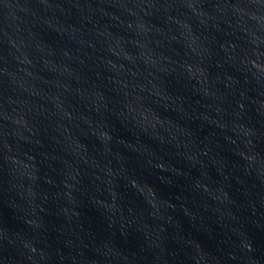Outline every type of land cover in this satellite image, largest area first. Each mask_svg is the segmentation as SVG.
Instances as JSON below:
<instances>
[{"label":"water","instance_id":"1","mask_svg":"<svg viewBox=\"0 0 264 264\" xmlns=\"http://www.w3.org/2000/svg\"><path fill=\"white\" fill-rule=\"evenodd\" d=\"M0 264H264V0H0Z\"/></svg>","mask_w":264,"mask_h":264}]
</instances>
